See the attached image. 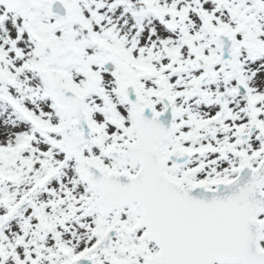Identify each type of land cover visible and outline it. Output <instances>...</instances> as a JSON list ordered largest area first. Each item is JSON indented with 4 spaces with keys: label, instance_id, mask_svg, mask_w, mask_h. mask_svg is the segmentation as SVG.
<instances>
[{
    "label": "snow or ice",
    "instance_id": "obj_1",
    "mask_svg": "<svg viewBox=\"0 0 264 264\" xmlns=\"http://www.w3.org/2000/svg\"><path fill=\"white\" fill-rule=\"evenodd\" d=\"M0 264H264V0H0Z\"/></svg>",
    "mask_w": 264,
    "mask_h": 264
}]
</instances>
